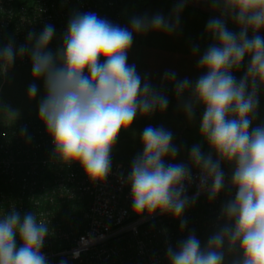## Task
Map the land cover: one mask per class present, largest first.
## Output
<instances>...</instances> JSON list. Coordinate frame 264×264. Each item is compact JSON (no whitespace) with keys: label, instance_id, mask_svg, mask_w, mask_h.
<instances>
[{"label":"clouds","instance_id":"9594fccd","mask_svg":"<svg viewBox=\"0 0 264 264\" xmlns=\"http://www.w3.org/2000/svg\"><path fill=\"white\" fill-rule=\"evenodd\" d=\"M221 18H212L206 29L215 41L198 61L205 71L193 85L187 78L176 81L177 97L191 89L184 111L191 120L195 106L204 108L200 134L211 153L193 145L190 161L199 169V188L214 201L225 187L221 162L234 165L229 199L221 209L224 223L202 248L195 234L167 249L169 264H224L226 252L238 250L231 264H264V125L251 127L258 107V91L264 88V0H210ZM184 3L174 9V22L157 14L151 19L134 17L131 29L114 25L94 13H75L68 22L63 45L55 55L46 51L54 35L47 25L30 49L32 75L43 78L46 95L39 104V118L52 139L54 159L67 167L79 164L93 184L103 183L111 172V154L121 132H127L137 114L147 116L168 106V99L143 82L135 66L127 64L134 33L164 30L171 33L179 23ZM231 17L239 32L229 31L223 17ZM252 32L251 38L248 33ZM30 33L28 40H33ZM28 46L19 48L22 57ZM198 48H193L197 52ZM11 43L0 49L6 71L15 59ZM247 71L239 81L232 75L245 57ZM30 85L29 98L37 94ZM15 115L16 112H11ZM142 155L131 164L126 183L130 186L132 211L150 218L157 212L182 217L189 205L185 182L193 180L191 168L175 159L178 149L172 133L148 126L141 136ZM194 202V198H193ZM186 221H180L181 230ZM49 235L48 224L29 213L21 220L13 208L0 217V264H48L41 249ZM17 238L20 246L17 247ZM225 245L226 250H225ZM79 254L75 253L74 258ZM66 264V261H61Z\"/></svg>","mask_w":264,"mask_h":264},{"label":"built area","instance_id":"2783aa9c","mask_svg":"<svg viewBox=\"0 0 264 264\" xmlns=\"http://www.w3.org/2000/svg\"><path fill=\"white\" fill-rule=\"evenodd\" d=\"M118 3V0H0V49L9 43L12 44L16 55L10 67L32 66L30 49L34 46L36 37L47 25L54 28V35L46 51H51L55 55L63 45L68 22L75 13H94L118 25L121 17ZM30 33L34 34L31 42L28 40ZM21 46L29 48L22 57L19 55ZM5 73L6 65L0 61V82ZM33 120L32 118L20 120L18 130L26 136L31 132L27 127L32 128L35 125ZM39 124H43L41 120ZM41 126L43 128H39V131L27 135V143L33 146L35 143L33 149L38 148L41 146L40 142H37L39 140H36L38 138L41 139V144L54 147L51 137L49 140H43L46 128L44 124ZM3 131H0L3 138L0 145V170L12 175L20 164L15 161L11 152L10 145L14 139H6L7 132ZM44 164H47V160ZM221 170L225 174V187L218 194L215 207L212 205L209 208L207 217V222L214 232L224 223L220 219L222 206L235 196V191H230L229 187L233 170ZM191 172L192 182H185L189 203L193 202V198L194 202L208 198L207 191H201L199 188V169H191ZM129 173H123L117 166H112L107 179L97 184L91 183L85 174L78 176L73 170L66 175L58 176L57 183L61 188L57 195L59 199L80 196L88 200V210L84 216L87 223L79 233L73 228H64L60 224L52 206L55 201L54 195L31 189L35 186L32 182L23 186V190L27 191L26 202L32 205V213L36 215L37 222L44 221L48 224L49 235L45 237L41 249L48 264H61V261H66V264H141L142 261L146 264H165L168 262L166 254L168 247L175 250L178 242L188 237L189 229L186 226L183 230L180 227L169 231L165 227L155 228V224H163L169 219L174 223L181 220V217L177 219L171 214L161 215L157 212L149 218L145 213L137 217L132 211L131 190L126 183ZM23 206V200L20 199L18 205L10 204L9 208L10 211L13 208L21 211ZM5 214L0 209V217ZM200 232L194 234L200 242H203L199 236ZM57 244L67 246L60 245L62 248L57 250ZM75 253L79 255L74 258Z\"/></svg>","mask_w":264,"mask_h":264},{"label":"crops","instance_id":"0c3cea01","mask_svg":"<svg viewBox=\"0 0 264 264\" xmlns=\"http://www.w3.org/2000/svg\"><path fill=\"white\" fill-rule=\"evenodd\" d=\"M178 3H180V0H137V3L130 9L132 11L134 9V13H126V20L121 22L120 27L131 29V20L134 17L151 19L157 14L162 15L170 22H174V9ZM183 3L184 7L179 14V23L173 32L167 33L164 30L155 31L150 29L145 33L133 34L134 45L137 44L136 49L138 52L141 51L139 52L140 55H133L134 58L132 57V59L134 61L131 59L132 64L138 70H141V73H139L141 77L149 79L153 88L161 89L162 95H172V97H167L171 103H176V101L187 102L191 98V89L183 94L187 97H174L177 96L175 81L166 80L165 74L174 73L176 81L187 78L194 85L196 80L205 74V71L199 68L198 61L208 47L215 42L207 32V23L212 18H221L220 9H214L210 0H183ZM144 8H151L152 10L145 13L147 10ZM223 18L229 31L239 32L238 26L231 17L225 16ZM258 34L264 37V30H261ZM252 35L253 33L250 31L248 37L251 38ZM133 48L132 43L127 53L128 59L131 57L130 54ZM193 48H198V51L194 53ZM127 62L129 63V61ZM249 63L250 58L246 56L240 67L233 69L232 75L237 81L244 77ZM203 111V106L196 105L195 114L191 120L187 118L184 109L174 108L166 110L160 115V117L168 119L167 126L171 131L175 127L181 128L184 122L180 139L178 138L180 141L176 146L181 145V142H183L181 139L185 136L187 141H185L184 147L189 150V153L192 146L196 144L201 145L203 153L205 150L207 151L208 144L207 146L202 145V141L198 140ZM148 116L155 117L152 114ZM182 119H185V121ZM185 125H187V129ZM260 125H264V88H260L258 91V107L251 127L254 128ZM190 165L192 164L190 163ZM225 167L223 169L234 170V165L230 168Z\"/></svg>","mask_w":264,"mask_h":264},{"label":"trees","instance_id":"16d2710c","mask_svg":"<svg viewBox=\"0 0 264 264\" xmlns=\"http://www.w3.org/2000/svg\"><path fill=\"white\" fill-rule=\"evenodd\" d=\"M30 118L34 119L33 122H35V125H33V129L31 127H27V129L31 131L27 135H31V133H34V131H39V128H43L41 126L43 124H39L40 120H38L36 117ZM30 118H27L25 120H28ZM19 122L20 119H16L14 121H11L7 125H0V131L4 130L3 132H7L6 139H14L12 145H10L11 152L13 157L15 158V161L20 164L18 168L16 167L12 175L0 170V209L6 213L5 215H7L11 212L9 208L10 204L18 205V202L21 199L23 200L24 206L21 211L17 210V212L21 216V220H23V217L25 215L32 213V205H30L29 202H26L27 191L23 190V186L26 183L32 182L35 186H33L32 188L30 186L31 189L34 188L37 192L42 191L44 192V194L49 193L55 196V201L53 205H51L55 210L60 224H62L64 228H73L77 233L83 231L87 223V219L84 218V216L86 215L88 210V200L80 196L74 197L72 199H59L57 195L61 188L60 185L57 183V178H59L61 175H66L70 173L72 170L75 171L78 176L84 175V171L79 166V164H73L72 166L67 167L59 163L57 160L54 159V147H52L51 145L41 144V139H36L39 140L37 142H40L41 146L38 148L35 147L33 149L35 143L34 146L27 143L26 138L28 136H25L23 132L18 130V128L20 127V125L18 124ZM49 138L50 136L47 130H45L43 140H49ZM2 141L3 138H1L0 135V145ZM45 160H47V164H44ZM203 200H205V198L189 203L183 213V218L181 217V220L186 221V227H188L189 229V234L201 231L199 233V236H201L200 239L201 241H203L201 242L202 248L206 245L208 238L214 233V231H212V229L210 228L209 223L207 222V217L209 216V209L208 211H205L202 214L200 220L197 221V211L199 210V208L202 207V205H199V203ZM195 203L197 206L193 207V204ZM179 222L174 223L171 222V220L169 219L163 224H155V228L165 227V229H167L168 231L170 229L173 230L174 228L180 229ZM60 245L61 244H57V250L61 249V246H67ZM19 246L20 240L19 238H17V247Z\"/></svg>","mask_w":264,"mask_h":264},{"label":"rangeland","instance_id":"374dc122","mask_svg":"<svg viewBox=\"0 0 264 264\" xmlns=\"http://www.w3.org/2000/svg\"><path fill=\"white\" fill-rule=\"evenodd\" d=\"M118 7L121 9V17L120 21L118 22V26H120L121 22L126 20L125 19V14L126 13H134L133 11L130 10L134 4L137 3V0H118ZM139 9H141L138 6ZM143 9V8H142ZM146 9V8H144ZM147 10V11H146ZM145 13H148V10H152L151 8H147ZM137 45V44H136ZM134 45L133 42V50L131 51L130 54V59L127 57V64L129 66H132L131 59L132 57L134 58L133 55H140V51L136 49V46ZM134 61V59H132ZM21 68V69H20ZM136 72L138 75L141 77L139 73H141V70H138L136 67ZM2 81L0 82V125L2 124H9L11 121H14L16 119L20 120H25L30 117H36L39 119V104L41 100L45 97L46 95V90H45V85H44V80L43 78L40 79H34L32 75V66H13L10 67L6 73L1 77ZM142 83L143 82H149L148 78H143L141 77ZM35 84L38 91L37 94L34 98H29L28 95V90L30 85ZM157 92L161 93V89L154 88ZM162 94V93H161ZM165 97H172V95H165ZM177 97V96H174ZM181 97H187V96H181ZM184 102H178L176 103H171L168 101V106L166 110H171V109H184L183 107ZM164 110L163 112H165ZM11 112H16L15 115L11 114ZM160 110H156L155 112L152 113L155 117H149L147 116H141L140 114H137L133 124L131 125V128L127 132H121L119 135V138L114 146L113 152L111 154V163L112 166H117L118 169H120L123 173H129L131 170V164L134 158L137 155H142L143 152V146L141 142V136L143 133V130L148 127L152 126L154 128H159L163 127L164 129L170 131L172 133V144L174 146L177 145V143L180 141V136H181V130L184 128V122L181 126V128L175 127L170 130L169 126H167L168 119L165 117H160L161 115ZM157 115V116H156ZM185 121V119H182ZM186 129L188 128L187 125H185ZM179 138V139H178ZM183 142H181V145L176 146L178 149V153L175 157V159H171L169 157L165 158V163H174V164H186L188 165L191 169H197L195 166L190 165V153L189 150L184 147L186 138L184 136L183 139H181ZM198 140L202 141V145L207 146V142L202 139L201 134H198ZM187 146V145H185ZM209 145L207 146V151L205 150L204 153L205 155H208L211 153L213 160H216V154L211 151V149H208ZM226 166V167H225ZM232 165L226 163V162H221V169L225 168H230ZM216 200V199H215ZM214 201H209V199H205L203 201H200L199 205H202L201 208L197 211V221L200 220L202 217V214L205 211H208V209L213 205L215 207L216 203ZM198 205V206H199ZM197 206L196 203L193 204V207ZM201 212V216H200ZM239 253L238 251L232 253L231 255L227 254L225 255V262L224 264H231V261L234 256H238ZM141 264H146L145 262L142 261ZM169 264V260L167 263Z\"/></svg>","mask_w":264,"mask_h":264}]
</instances>
